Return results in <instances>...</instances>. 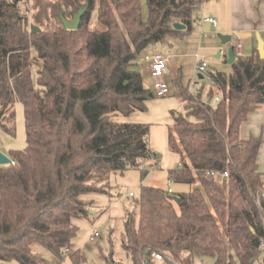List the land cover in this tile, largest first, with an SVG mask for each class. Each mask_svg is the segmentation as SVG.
<instances>
[{
    "label": "trees",
    "instance_id": "1",
    "mask_svg": "<svg viewBox=\"0 0 264 264\" xmlns=\"http://www.w3.org/2000/svg\"><path fill=\"white\" fill-rule=\"evenodd\" d=\"M204 1L145 0L143 15L141 0H84L72 12L87 4L77 29L64 27L56 2L53 25L31 31L28 0H0V128L11 132L16 103L25 128V146L0 164V264H49L34 244L59 260L89 264L74 247V219L97 215L85 196L118 198L116 175L160 160L150 124L120 119L146 111L155 98L144 82L148 61L138 58L149 45L189 34ZM231 46L232 71L207 69V89L191 92L180 73L170 84L183 112H172L168 126L167 146L179 159L167 176L191 188L141 183L129 196L121 247L132 264H264L261 138L240 136L264 103V58L256 47L243 55ZM100 257L124 264L112 250Z\"/></svg>",
    "mask_w": 264,
    "mask_h": 264
},
{
    "label": "rangeland",
    "instance_id": "2",
    "mask_svg": "<svg viewBox=\"0 0 264 264\" xmlns=\"http://www.w3.org/2000/svg\"><path fill=\"white\" fill-rule=\"evenodd\" d=\"M69 2L74 3V7L69 9L66 5V1L64 0H28V17L30 25H34L41 30H46L51 25H53L54 20L51 17V7L54 3L58 2L63 10L64 15L68 18H72V12L77 3H84V0H67ZM97 2V0H96ZM142 3V14H146V3L145 0H141ZM215 0L204 1L201 3L193 12V21L195 24L196 17H205L207 9L213 7ZM224 5V4H223ZM226 6V4H225ZM219 11V10H218ZM225 15H227L226 11H223ZM226 21L228 20L225 16ZM97 23L96 18V7L92 12L91 19L89 21V28L93 29ZM219 32H211L209 33L207 30H196L194 31L193 36H195L199 41L194 43H185L184 40H177L179 38H168V43H156L149 45L142 53V55L138 58L141 62V58L146 52L150 55L161 52L167 57L174 58V64L178 66L180 69L181 80L182 83L190 88V82L192 80H196L198 82V87L204 86V89H207L210 85V80L207 76L199 79L198 74L195 72L194 65L196 62L195 53H199L201 58L205 57L207 62L208 71H223L229 74L232 71L231 64H228L224 61V55L218 52L219 48L222 46L220 39L218 37ZM256 34H254L255 42ZM262 37H264V33H259ZM237 35L232 34L231 43L234 44L236 40L239 38ZM240 38L243 39V36L240 35ZM239 38V39H240ZM185 39V38H184ZM235 45V44H234ZM233 45V46H234ZM217 47V48H216ZM226 50L225 46H223ZM220 51V50H219ZM219 53L221 56L219 58L215 57V54ZM246 51L243 55H248ZM145 63V62H144ZM146 64V63H145ZM173 64V65H174ZM146 72L147 68H146ZM146 86L152 87L149 79H144ZM197 88L190 90L194 92ZM170 97L165 101H170L173 103L174 107H171V110L174 112H183V104L181 102H177V98L173 94V89L170 87ZM164 98V97H163ZM177 104L179 106H177ZM171 106V105H170ZM177 106V107H176ZM15 116L13 123L11 124V132H8L4 129L0 128V153L8 156L9 151L12 149H19L25 146V128L23 122V112L22 105L20 103H16L14 106ZM242 129H245L242 132L241 136L249 137L250 135L261 138V145L257 155V162L259 169L264 172V103L259 106L251 116H249L248 121L243 123ZM160 152V160L162 158L163 161H169L171 152H168L170 155L166 153ZM159 160V161H160ZM147 171L145 176L141 178L142 172ZM124 176L128 177V181L125 185L119 186L118 190L120 191V195L118 198L122 205L126 208L129 207L130 202L132 201L131 197H128L127 193L132 192L134 197L138 195L139 185L141 183L150 186H156L167 189L168 187L172 188L175 192L178 191H186L191 187L186 184L173 183L168 179L167 169H165L164 165L158 163L153 167L144 166L137 169H128L124 172ZM106 209V207L102 208ZM123 209V206H121ZM99 210V209H98ZM120 212V211H118ZM78 231L77 235L74 238V244L79 242V248L84 252V255L89 264H104L100 257V253H108L109 250H112L114 253V258L123 262L124 264H132L130 258L124 252L121 247V235L123 232V221L121 218L115 219H105L102 221L100 218L95 222L94 220L84 221L80 224H77ZM111 228V230H110ZM93 230H97L99 232V236L95 238L93 241L87 239V235L89 232ZM33 250L42 255L49 264H73L69 257H64L62 259L55 258L45 247L34 244ZM13 264H19L17 262H13ZM194 264H211V260L200 261V259H195ZM255 264V263H254Z\"/></svg>",
    "mask_w": 264,
    "mask_h": 264
},
{
    "label": "crops",
    "instance_id": "3",
    "mask_svg": "<svg viewBox=\"0 0 264 264\" xmlns=\"http://www.w3.org/2000/svg\"><path fill=\"white\" fill-rule=\"evenodd\" d=\"M64 1H66V5L67 7H69V9H72L74 7L73 2H69L67 0ZM223 11H226L227 15L222 13ZM203 15L214 17L216 19V25L213 26L211 23L203 22L201 20L202 17L201 18L196 17V21H195L196 23L193 24L194 23L193 21L190 33L184 35L183 37L177 40L180 41L184 40L183 42L185 43H194L196 41H199L195 36H193L195 29L199 31L207 30L209 33L219 32L221 34L230 35V41L232 39V34L237 35L236 36L237 38L238 36L240 38V35H242L243 39L238 38L236 42H234V44H236L239 40L241 43V54H243L245 51L251 54L257 45V41L255 42L254 39V34L264 33V0H215L213 7L207 9L206 14ZM225 16L228 19L227 21ZM260 37L264 40V37H262L261 35ZM230 41L227 44L221 43L222 46L219 48V50L224 49L223 46H225L226 47L225 52H226L228 46L234 45V44H229L231 43ZM146 54L148 53L146 52ZM168 58H169V73L166 78L169 81V84H171L172 80L180 73V69L176 64H174V58L172 57H168ZM143 72L145 79L150 80L151 78L148 76L145 68ZM150 84L152 85L151 80H150ZM150 88L152 87L150 86ZM169 95L164 98L155 97L147 101L146 102L147 110L144 112L135 111L127 118H123V117L120 118L131 122L149 123L150 124L149 143L156 152L158 153L167 152L165 156L170 155L168 152H171L167 146V130H168V126L173 123V114H172L173 111L171 110V107H174L173 103L170 101H165L166 99L167 100L169 99L170 97ZM177 102L180 101L177 99ZM261 105H263V103ZM177 106L179 105L177 104ZM252 113L253 111L249 114V116H251ZM242 128H244L243 124L240 129V136L242 132H244L245 130ZM163 159L164 158H162L159 161V163H161V165H164L165 169L168 170L169 168H172L178 164L179 158L176 153L171 152L169 161H163ZM127 181H128V177H126V175L125 176L116 175L115 177V182L118 186L125 185ZM129 193L132 192L127 193L128 197L130 196ZM85 197L91 198L93 200L92 206L94 208V213L97 214L96 217L93 219L94 222L99 218L102 221H104L105 219L109 220L115 218L123 219L126 207L121 204L119 198L110 200L108 196L100 195V194H90ZM121 206H123V209H121ZM104 207H106V209H102ZM84 221H89L90 223V220H86L83 218L74 219V223L76 224H80ZM90 233L91 232H89V234L86 236L87 239ZM74 247L79 248V242L75 243Z\"/></svg>",
    "mask_w": 264,
    "mask_h": 264
},
{
    "label": "built area",
    "instance_id": "4",
    "mask_svg": "<svg viewBox=\"0 0 264 264\" xmlns=\"http://www.w3.org/2000/svg\"><path fill=\"white\" fill-rule=\"evenodd\" d=\"M203 22L211 23L213 26L216 25V19L212 16H205L201 19ZM235 50L238 54L241 53V43L238 40V42L235 44ZM220 54H224V50L219 51ZM145 60L148 61L147 65V71L148 76L151 78L152 81V90L154 92L155 97L157 98H163L169 95L170 93V84L167 80V75L169 73V58L165 56L161 52H156L152 55L145 54L144 55ZM196 62L194 65L195 72L198 75L203 74L207 70V62L205 60V57L200 56V54L197 52L195 53ZM190 88L189 90H192L194 88L198 87V82L196 80H192L190 82ZM214 101H217V98L214 99ZM13 163V161H12ZM227 175V174H224ZM172 189L168 187V192H171ZM130 196H132V193H129ZM99 236V232L97 230H93L88 239L90 241H93L95 238ZM262 249L264 250V240L262 241ZM153 257L156 259H161V255L157 252L151 253Z\"/></svg>",
    "mask_w": 264,
    "mask_h": 264
},
{
    "label": "water",
    "instance_id": "5",
    "mask_svg": "<svg viewBox=\"0 0 264 264\" xmlns=\"http://www.w3.org/2000/svg\"><path fill=\"white\" fill-rule=\"evenodd\" d=\"M87 9V4H85L84 7L79 8L73 15L71 19L66 18L65 15L60 14V21L64 25V27L68 29H77L80 23V18L84 14V12ZM174 27L176 28H184L183 24L175 23ZM40 28L31 26V31H39ZM218 37L220 39V42L222 44H227L230 41V35L227 34H218ZM257 39V45L256 49L260 55V57L264 58V40L260 37L259 33L256 34ZM215 57L219 58L220 54H215ZM235 58L233 47L230 45L227 47L226 56L224 57V61L228 64H231ZM200 79L202 78V75L198 76ZM9 162V159L6 155L0 153V164H6ZM174 199L177 201L178 197H174Z\"/></svg>",
    "mask_w": 264,
    "mask_h": 264
}]
</instances>
